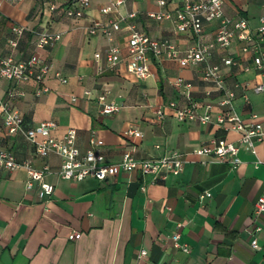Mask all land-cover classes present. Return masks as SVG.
Wrapping results in <instances>:
<instances>
[{"label": "crops", "instance_id": "crops-1", "mask_svg": "<svg viewBox=\"0 0 264 264\" xmlns=\"http://www.w3.org/2000/svg\"><path fill=\"white\" fill-rule=\"evenodd\" d=\"M115 1L90 0L84 17L71 19L64 15V0H0V60L35 56L50 66L43 82L48 92L41 96L35 95L37 84L32 81L3 83L0 148L35 168L47 164L50 171L44 181L53 186L51 195L41 196L38 182L27 188L25 169L0 167V264H264V216L255 219L253 215L264 189V165H257L264 160V141L256 144L253 154L239 143L238 133L216 124L220 96L206 95L211 86L202 80L204 65L153 58L146 78L132 74L128 70L131 26L150 38L169 40L181 53L193 45L194 38L190 32L176 33L170 19L147 17L163 10L158 0H129L107 15L101 13ZM51 3L56 4L55 11L50 10ZM180 5L181 0H168L164 10L174 16ZM132 12L136 17L127 18ZM224 12L229 18H246L255 30L264 16V0H225ZM109 19L120 26L113 43L121 56L112 70L105 57L110 42L100 31L89 35L94 21ZM15 26L25 28L22 36L15 35ZM216 26V22L204 23L205 42L214 40ZM45 31L59 33L61 38L49 48L38 49L37 34ZM11 40L18 45L11 46ZM241 46L235 38L227 49L216 47L209 62L221 65L226 86L235 91L237 115L244 122H251L252 114L264 121V93L254 92L264 81V72L255 68L252 55L243 53ZM227 57L237 64L224 66L222 59ZM56 73L67 82L62 83ZM178 82L183 86H177ZM87 90L92 98L85 95ZM17 91L24 95L11 96ZM103 92L108 103L119 107L117 113L100 114L96 96ZM170 102L179 107L194 105L199 116L211 104L210 122L178 121ZM1 105L18 110L26 127L53 122L54 137L75 129L81 153L92 147L94 134V148L107 163H117L126 151L139 159L176 153L186 163L178 176L169 175L154 184L139 171L121 172L105 181L64 180L58 175V156L41 158L23 136L7 134ZM159 109L163 118L156 114ZM128 129L142 136L126 138L123 132ZM216 139L238 146V165L194 153ZM206 192L211 197L200 200ZM257 226L261 231H255ZM175 232L180 233L179 242L189 247L187 253L174 246ZM253 239L256 248L251 246Z\"/></svg>", "mask_w": 264, "mask_h": 264}, {"label": "built area", "instance_id": "built-area-1", "mask_svg": "<svg viewBox=\"0 0 264 264\" xmlns=\"http://www.w3.org/2000/svg\"><path fill=\"white\" fill-rule=\"evenodd\" d=\"M8 2L19 3L22 0H6ZM129 0H116L109 6L103 7L101 13L107 15L125 4ZM168 0H158V5L163 9L157 13H148L147 17L155 21H163L170 19L173 21L176 33H191L194 38L193 45L186 51L181 53L176 45L169 40H160L150 38L145 32L130 27V37L128 41V50L130 63L128 70L138 79H144L149 74V62L151 59L178 61L182 65L198 66L204 65L202 80L211 86L206 91V95L210 96L216 92L220 98L218 106L221 113L216 117V124L223 127L224 130H231L240 135L239 143L246 146L247 150L255 153L257 143L264 141V121H259L256 114H252L251 122H244L236 113L234 108L235 91L226 86L224 76L222 74L221 65L212 64L209 59L213 50L218 47L220 49L229 48L234 39L237 38L242 42L241 51L250 53L253 58L254 66L257 70L264 72V16L260 18V25L252 30L246 18L237 19L229 18L224 12L225 0H181V5L176 14L172 16L169 11L164 10ZM90 7V0H64V15L71 19H82L86 10ZM51 11L56 10V4L51 3L49 6ZM136 17L134 12L127 15V18ZM216 22V32L212 42L203 40L204 23ZM120 29L118 22L107 20L106 22L94 21L89 29V35H95L101 32L110 45L106 51V63L109 69H114L121 56L120 48L113 43L114 33ZM25 28L21 26L13 27L16 36L23 35ZM61 38L56 32H40L37 34L36 47L45 49L53 46ZM11 46L18 45L17 40L10 41ZM99 59V54L95 55ZM222 64L231 67L237 62L231 58H223ZM50 66L47 62L40 58L31 56L24 61H15L8 57L0 60V89L4 82H34L37 84L35 91L36 96H41L48 92V88L43 85L46 75L49 73ZM62 83H66L67 79L61 77L59 73L55 74ZM183 86L181 82L176 84ZM190 88V84H185ZM235 87H239L236 85ZM254 92L264 93V81L254 87ZM88 98L93 97L90 90L84 92ZM11 96H23L24 92H10ZM247 99V98H246ZM76 99L73 98V101ZM96 101L100 105L101 115H111L119 111L117 105L107 102V92H103L96 96ZM168 106L174 110L175 118L178 121L196 120L202 124L210 122L211 104L205 106V113L199 116L194 105H186L179 107L176 102H170ZM3 113V126L9 135H21L29 143L35 147L36 154L45 158L49 154H55L60 158V168L58 175L64 180L80 182L88 178L98 181H105L114 178L121 172L129 173L139 171L143 177H148L150 183L154 184L164 181L169 175L178 176L185 166V161L180 159L178 154L173 153L160 159H139L130 151L123 153L121 159L117 163L105 162L103 156L96 152L95 136L91 135V148L81 153L76 145V130L69 129L63 136L54 137L52 130L55 127L53 122H41L33 127H26L24 118L20 112L7 105H1ZM158 118H163L164 114L161 109L156 111ZM123 136L141 137L142 134L136 129H128L123 132ZM194 153L199 157H209L220 163L236 166L240 163L238 158L239 148L235 143L226 142L223 139L212 140L209 144L196 148ZM264 165L263 161H258L257 165ZM0 167L13 171L25 169L27 172V188L31 189L34 182H38L42 189V195H51L53 186L44 181L45 175L49 173L50 167L45 164L42 168H35L30 162H19L15 156L0 148ZM144 189V186H143ZM211 197L209 192L202 194L200 200ZM254 218L264 216V189L254 204ZM182 223L177 225L182 227ZM261 227L257 226L255 231H261ZM174 246L182 249L184 252L189 251V247L181 244L180 233L175 232L171 236ZM253 248L257 247L256 239L251 241ZM146 252L141 251L140 255L145 256Z\"/></svg>", "mask_w": 264, "mask_h": 264}]
</instances>
